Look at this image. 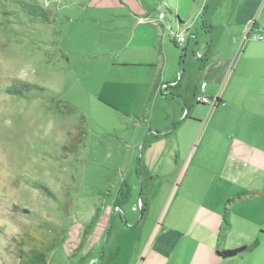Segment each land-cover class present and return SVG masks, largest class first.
I'll return each mask as SVG.
<instances>
[{
  "label": "rangeland",
  "instance_id": "rangeland-1",
  "mask_svg": "<svg viewBox=\"0 0 264 264\" xmlns=\"http://www.w3.org/2000/svg\"><path fill=\"white\" fill-rule=\"evenodd\" d=\"M162 1L0 0V264H18L12 249L19 238H11L20 227L54 246L47 264H124L146 236L141 202L145 209L150 199L149 209L165 207L171 179H161L168 165L149 167L156 168L149 180L141 145L167 108L144 99L147 70L121 68L139 64L118 58L130 14L139 5L157 18L166 13ZM29 5L40 7L46 21L31 15ZM184 44L173 50L177 61ZM17 81L38 89L24 96L1 91ZM142 104L152 114L147 121H141ZM209 111L201 106L203 123ZM119 186L127 197L118 214L123 222L111 203ZM260 210L256 235L264 232ZM263 238L228 263L263 264ZM117 245L121 258L111 260ZM229 246L222 252L243 248Z\"/></svg>",
  "mask_w": 264,
  "mask_h": 264
},
{
  "label": "crops",
  "instance_id": "crops-1",
  "mask_svg": "<svg viewBox=\"0 0 264 264\" xmlns=\"http://www.w3.org/2000/svg\"><path fill=\"white\" fill-rule=\"evenodd\" d=\"M162 3L167 14L163 22L137 5L129 16L128 36L118 47L120 63L139 64L121 68L147 70L144 99L164 102L167 108L164 118L149 127L142 151L144 173L151 180L156 168L151 172L149 167L162 162L168 165L162 182L171 179L163 209H149L153 199L146 209L141 202L140 216L149 221L146 236L123 263L231 264L232 258L222 259L216 251L234 245L245 249L243 256L258 248L259 237L264 236V232L256 235L262 229L257 225L263 223L259 214L264 209V40L251 39L253 35L264 39V0ZM167 23L190 38L184 42L179 75L182 58L177 61L173 50L180 46L165 30ZM202 83L204 97L223 103L210 109L204 123L202 105L194 99ZM158 84L166 86L165 92L156 90ZM141 112V121L152 115L147 105L142 104ZM119 188L111 203L115 217L123 222L114 207L123 186ZM118 247H114L117 253ZM110 258L119 261L121 253Z\"/></svg>",
  "mask_w": 264,
  "mask_h": 264
},
{
  "label": "trees",
  "instance_id": "trees-1",
  "mask_svg": "<svg viewBox=\"0 0 264 264\" xmlns=\"http://www.w3.org/2000/svg\"><path fill=\"white\" fill-rule=\"evenodd\" d=\"M32 7L31 15L36 17H42L46 21V13L37 7L36 5H29ZM184 53V51L182 52ZM38 89V87L23 81H17L11 85L5 86L1 89L2 92L7 94H14L18 96H24L28 92ZM219 102V99H216ZM73 110L71 109L70 112ZM187 118V116H185ZM121 193L118 194L117 203L114 207L123 208V205L126 203V196H121ZM121 196V198H120ZM229 202V201H227ZM144 205L141 204L140 215L143 216ZM140 216V217H141ZM142 218V217H141ZM223 222L225 225L228 223L227 219V210L225 209ZM16 237L19 238V242L15 243L12 249V256L18 261V264H47L48 255L53 250L54 246L49 243L45 244L41 241V236L38 235L37 230L20 227L16 236H13L11 239L15 241ZM245 249L240 248L235 251L222 252L216 251L218 257L222 259H229L237 256L239 253H242Z\"/></svg>",
  "mask_w": 264,
  "mask_h": 264
},
{
  "label": "built area",
  "instance_id": "built-area-1",
  "mask_svg": "<svg viewBox=\"0 0 264 264\" xmlns=\"http://www.w3.org/2000/svg\"><path fill=\"white\" fill-rule=\"evenodd\" d=\"M166 13L162 12V11H159V14H158V21L160 22H163L165 19H166ZM164 28L165 30L168 32L170 38L172 39V41L182 47L185 40H186V35L184 33H181L179 30L177 29H174V27L170 24V23H167L166 25H164ZM251 30V24H249V26L246 27V30H245V36L244 38L247 39V35L248 33L250 32ZM251 39L253 41H263V37L262 36H258V35H253L251 37ZM200 57V56H198ZM205 83H202V85L200 86V95H197L195 96V103L196 104H201V105H207L210 109H213L215 107H219L221 105H223V103H221L220 101L218 102L216 99L218 98H207V97H204L203 95V91L205 89ZM166 90V86H162V91L165 92Z\"/></svg>",
  "mask_w": 264,
  "mask_h": 264
},
{
  "label": "water",
  "instance_id": "water-1",
  "mask_svg": "<svg viewBox=\"0 0 264 264\" xmlns=\"http://www.w3.org/2000/svg\"><path fill=\"white\" fill-rule=\"evenodd\" d=\"M193 47H194L193 52L196 53V41H194ZM183 60H184V53H183L182 61H181L180 65H179V74L181 73V65L183 63ZM143 146H144V143H142L141 148H143ZM117 209L121 210V208H117ZM123 218L125 220V216Z\"/></svg>",
  "mask_w": 264,
  "mask_h": 264
}]
</instances>
